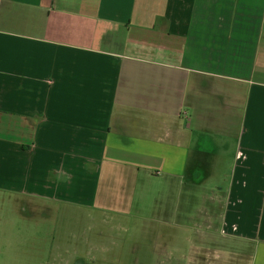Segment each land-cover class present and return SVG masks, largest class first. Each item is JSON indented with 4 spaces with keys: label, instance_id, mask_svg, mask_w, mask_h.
<instances>
[{
    "label": "crops",
    "instance_id": "obj_1",
    "mask_svg": "<svg viewBox=\"0 0 264 264\" xmlns=\"http://www.w3.org/2000/svg\"><path fill=\"white\" fill-rule=\"evenodd\" d=\"M155 187L203 208L209 264H264V0H0V199Z\"/></svg>",
    "mask_w": 264,
    "mask_h": 264
},
{
    "label": "rangeland",
    "instance_id": "obj_2",
    "mask_svg": "<svg viewBox=\"0 0 264 264\" xmlns=\"http://www.w3.org/2000/svg\"><path fill=\"white\" fill-rule=\"evenodd\" d=\"M143 195L139 206L120 207L119 194L114 196L117 207L98 210L64 203L26 207L23 196L17 206L5 194L0 199V264H58L50 253L55 245L65 256L80 253L85 264H209L210 250L214 257L218 252L216 245L207 250V225L198 211L203 208L180 207L177 214V208L161 206L156 187ZM248 252L243 248L239 264H253ZM66 264L76 262L69 259Z\"/></svg>",
    "mask_w": 264,
    "mask_h": 264
}]
</instances>
